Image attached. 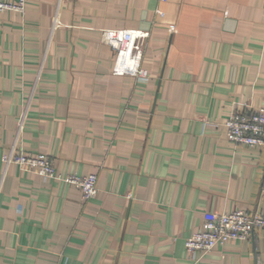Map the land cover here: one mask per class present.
Listing matches in <instances>:
<instances>
[{
	"label": "crops",
	"instance_id": "obj_1",
	"mask_svg": "<svg viewBox=\"0 0 264 264\" xmlns=\"http://www.w3.org/2000/svg\"><path fill=\"white\" fill-rule=\"evenodd\" d=\"M24 1L0 11V264H264V229L185 249L210 215L264 216V147L223 131L264 111V0ZM116 28L149 32V82L111 73ZM12 147L96 195L4 165Z\"/></svg>",
	"mask_w": 264,
	"mask_h": 264
},
{
	"label": "built area",
	"instance_id": "obj_2",
	"mask_svg": "<svg viewBox=\"0 0 264 264\" xmlns=\"http://www.w3.org/2000/svg\"><path fill=\"white\" fill-rule=\"evenodd\" d=\"M24 0L7 2L0 0V11H24ZM158 14L161 11L156 10ZM149 32L139 28L103 29L101 42L113 51L111 73L115 76H130L143 83L151 76L142 65L143 47ZM21 122L18 124V131ZM227 141L236 146L264 147V111L250 112L233 110L223 123ZM4 165L18 164L23 170L46 179L62 180L80 189L84 199L96 195L97 176L94 173L84 175L69 174L62 176L56 172L51 157L44 152L27 154L12 147L3 156ZM264 229V216L241 209L231 212L215 213L202 221L200 227L185 240V249L192 258H198L217 245H224L234 240L250 239L254 230Z\"/></svg>",
	"mask_w": 264,
	"mask_h": 264
}]
</instances>
